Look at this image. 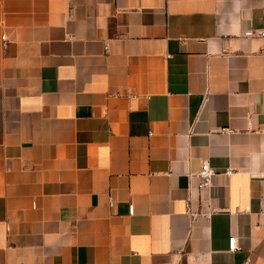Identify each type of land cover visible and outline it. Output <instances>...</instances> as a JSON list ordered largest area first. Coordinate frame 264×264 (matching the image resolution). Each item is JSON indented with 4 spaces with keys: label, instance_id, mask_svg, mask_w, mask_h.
Wrapping results in <instances>:
<instances>
[{
    "label": "crops",
    "instance_id": "crops-1",
    "mask_svg": "<svg viewBox=\"0 0 264 264\" xmlns=\"http://www.w3.org/2000/svg\"><path fill=\"white\" fill-rule=\"evenodd\" d=\"M0 264H264V0H0Z\"/></svg>",
    "mask_w": 264,
    "mask_h": 264
},
{
    "label": "built area",
    "instance_id": "built-area-1",
    "mask_svg": "<svg viewBox=\"0 0 264 264\" xmlns=\"http://www.w3.org/2000/svg\"><path fill=\"white\" fill-rule=\"evenodd\" d=\"M225 174H230L232 172V167H226L223 171ZM216 173V169L208 163V161H202L199 169L193 173L197 178V187H210L212 186V176ZM113 197L109 195V205L113 204ZM198 214V213H197ZM203 215H208L207 212H201ZM196 214H193V218ZM237 248V241L235 235H229L228 237V249L234 250Z\"/></svg>",
    "mask_w": 264,
    "mask_h": 264
}]
</instances>
